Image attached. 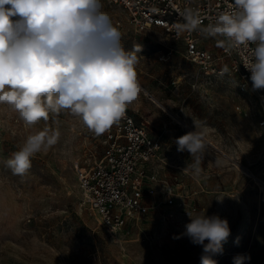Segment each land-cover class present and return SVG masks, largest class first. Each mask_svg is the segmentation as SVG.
Wrapping results in <instances>:
<instances>
[{
    "label": "rangeland",
    "instance_id": "obj_1",
    "mask_svg": "<svg viewBox=\"0 0 264 264\" xmlns=\"http://www.w3.org/2000/svg\"><path fill=\"white\" fill-rule=\"evenodd\" d=\"M102 4L125 50L141 46L143 91L128 107L162 143L168 164L159 172L174 186V202L147 197L151 205L138 222L108 232L82 204L77 177L78 165L100 155L104 133L96 135L70 110L30 126L0 104V264H201L203 246L191 242L185 225L188 213L203 210L229 222L222 250L206 254L216 264H234L237 256L243 264H264V136L257 132V101L233 79L201 73L185 58L183 42L163 29L137 31L119 6ZM205 40L219 49L218 37L205 34ZM201 123L207 148L194 174L193 158L178 152L175 140ZM51 132L59 133L57 143L37 153L25 175L12 174L5 166L11 153L28 136Z\"/></svg>",
    "mask_w": 264,
    "mask_h": 264
},
{
    "label": "clouds",
    "instance_id": "obj_2",
    "mask_svg": "<svg viewBox=\"0 0 264 264\" xmlns=\"http://www.w3.org/2000/svg\"><path fill=\"white\" fill-rule=\"evenodd\" d=\"M102 9V0H0V104L11 106L30 126L70 110L96 135L121 119L143 91L137 73L141 46L125 50L122 33ZM181 15L177 35L200 27L196 10L186 8ZM202 31L218 37L221 47L243 48L240 65L250 72L251 90L264 89V0H233L230 10ZM228 72L224 66L222 74ZM58 136H28L5 166L25 175L34 156L55 145ZM175 144L178 152L190 154L198 174L207 148L204 125L194 124ZM188 216L185 235L203 246L201 264H216L206 254L222 250L230 235L228 220L204 210ZM243 260L237 256L234 264Z\"/></svg>",
    "mask_w": 264,
    "mask_h": 264
},
{
    "label": "built area",
    "instance_id": "obj_3",
    "mask_svg": "<svg viewBox=\"0 0 264 264\" xmlns=\"http://www.w3.org/2000/svg\"><path fill=\"white\" fill-rule=\"evenodd\" d=\"M106 1L119 6L126 22L135 30L157 27L182 41L185 58L201 73L233 79L240 92L251 94L262 113L257 120V132L264 136V89L251 90L250 72L240 65L245 50L221 46L214 50L206 44L202 31L220 12L230 10L233 0ZM186 8L198 12L200 27L177 35L175 26L184 23L181 13ZM224 66H228L229 72L222 74ZM100 142V155L85 166L78 165L77 177L81 202L96 214L101 227L116 235L130 223L138 222L151 205L145 200L147 197L159 194L167 204L174 202V186L159 172L160 167L168 164L162 143L146 126L136 122L129 107L121 119L105 130Z\"/></svg>",
    "mask_w": 264,
    "mask_h": 264
},
{
    "label": "bare ground",
    "instance_id": "obj_4",
    "mask_svg": "<svg viewBox=\"0 0 264 264\" xmlns=\"http://www.w3.org/2000/svg\"><path fill=\"white\" fill-rule=\"evenodd\" d=\"M154 99V101L158 104L161 105L159 101H157L154 97H152ZM162 106V105H161Z\"/></svg>",
    "mask_w": 264,
    "mask_h": 264
}]
</instances>
